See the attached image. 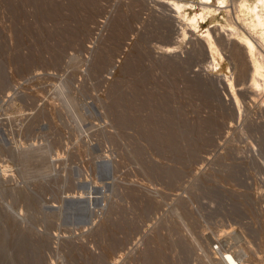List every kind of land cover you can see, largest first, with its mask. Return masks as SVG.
Listing matches in <instances>:
<instances>
[{"label":"rangeland","instance_id":"obj_1","mask_svg":"<svg viewBox=\"0 0 264 264\" xmlns=\"http://www.w3.org/2000/svg\"><path fill=\"white\" fill-rule=\"evenodd\" d=\"M168 1L0 0V264H264L257 0Z\"/></svg>","mask_w":264,"mask_h":264},{"label":"bare ground","instance_id":"obj_2","mask_svg":"<svg viewBox=\"0 0 264 264\" xmlns=\"http://www.w3.org/2000/svg\"><path fill=\"white\" fill-rule=\"evenodd\" d=\"M184 1H188V0H174L172 2H169L167 3L166 5V10L169 12L170 15H173L171 17H169L170 20H173L174 19V16L176 17V15L180 14L181 10L182 9H185V7H188V5L186 4H182L181 2H184ZM201 3H203L204 7L202 8V12L205 13H208L210 14L212 11L208 8L210 7L209 5L212 3V0H200ZM255 5L254 6H245V10L247 12V15H249L250 19H251V22L249 25H251V30L252 31H255L258 36H259V46L261 47L262 49V52L264 51V0H257L256 3H254ZM190 8L193 7V6H189ZM201 12V13H202ZM199 15V13H197ZM204 17V16H203ZM202 17V18H203ZM173 18V19H172ZM196 19V18H195ZM195 19H192L190 22L192 23V25L196 24V20ZM160 23V22H159ZM190 23V24H191ZM198 24V23H197ZM160 26V24H158ZM194 27V26H193ZM233 27V26H232ZM115 29V28H114ZM196 29V28H195ZM116 33H115V37H113V39L115 40L116 38L118 39L120 36H122V30H120L119 28L116 29ZM250 30V28H249ZM205 31V30H204ZM230 31V30H229ZM234 31V30H233ZM241 33V32H240ZM255 33V34H256ZM185 34V33H184ZM203 35L201 37H204L203 38V43L202 46L204 48V50H208L209 51V55L211 56L212 60L215 61V57H214V50H215V45H214V40H213V37L210 36L209 32L208 31H205L202 33ZM239 36V35H237ZM242 36V35H241ZM245 36V35H244ZM242 38V41L245 43V50H244V53H243V56L245 58V65H244V70L243 71V74H249L251 76V83H250V88L252 87L253 90H259L261 88V85H259V80L262 79L264 81V54H262V52H256L257 55L259 56V59L256 58L255 56V51H256V48L254 46V44L252 43L251 40H249L246 36ZM255 36V35H254ZM202 40V39H201ZM254 40V39H253ZM257 40V39H256ZM257 42V41H256ZM225 43V42H224ZM113 44V43H112ZM244 46V44H243ZM237 48V47H236ZM241 48V47H240ZM170 49V48H169ZM167 49L165 50L166 52H170V50ZM260 49V48H259ZM246 51V52H245ZM204 52V51H203ZM171 53V52H170ZM114 54V53H113ZM235 56H237L235 53H234ZM233 55V56H234ZM234 56V57H235ZM249 56V63L251 62V65L248 64V58ZM209 59V58H208ZM210 60V59H209ZM237 61V60H236ZM240 61V60H239ZM244 62V61H243ZM243 66V64H242ZM241 67V66H240ZM182 68V67H181ZM242 68V67H241ZM240 69V68H239ZM241 71V72H242ZM241 76V74H240ZM230 88H232V85H230ZM232 104V103H231ZM123 111V110H122ZM122 117V116H121ZM124 123V122H123ZM103 164L105 165H108V160H105L103 162ZM90 187V185L84 183L82 187ZM69 202H75L77 204L79 203H83V204H86V202H90V199L89 200H83L82 198H78V199H74V198H70L68 199ZM117 229V228H116ZM107 235V234H106ZM106 248V247H105ZM230 255L231 254H226V258L228 259V261L226 259H223L226 264H233V261L232 259L230 258ZM229 256V257H228ZM233 256V255H232ZM234 257V256H233ZM225 258V257H224ZM236 260V259H235ZM98 261V260H97ZM223 261V262H224ZM224 262V263H225Z\"/></svg>","mask_w":264,"mask_h":264},{"label":"built area","instance_id":"obj_3","mask_svg":"<svg viewBox=\"0 0 264 264\" xmlns=\"http://www.w3.org/2000/svg\"><path fill=\"white\" fill-rule=\"evenodd\" d=\"M229 252V251H228ZM224 257L226 258V256L224 255ZM226 260L228 261V259L226 258ZM229 262V261H228ZM230 264V263H229Z\"/></svg>","mask_w":264,"mask_h":264}]
</instances>
